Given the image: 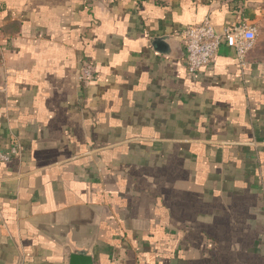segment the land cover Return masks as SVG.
<instances>
[{
	"label": "crops",
	"instance_id": "obj_1",
	"mask_svg": "<svg viewBox=\"0 0 264 264\" xmlns=\"http://www.w3.org/2000/svg\"><path fill=\"white\" fill-rule=\"evenodd\" d=\"M206 20L258 29L245 68L223 44L188 75ZM14 146L0 264H264V0H0Z\"/></svg>",
	"mask_w": 264,
	"mask_h": 264
},
{
	"label": "built area",
	"instance_id": "obj_2",
	"mask_svg": "<svg viewBox=\"0 0 264 264\" xmlns=\"http://www.w3.org/2000/svg\"><path fill=\"white\" fill-rule=\"evenodd\" d=\"M258 39V29L248 25H233L218 31L209 21L191 25L182 33L186 51V67L189 76H196L211 65L223 44L234 49L241 68L247 66V57ZM97 75L93 64H85L79 79L86 83ZM20 147L14 146L9 152H0V163H11L20 157Z\"/></svg>",
	"mask_w": 264,
	"mask_h": 264
},
{
	"label": "water",
	"instance_id": "obj_3",
	"mask_svg": "<svg viewBox=\"0 0 264 264\" xmlns=\"http://www.w3.org/2000/svg\"><path fill=\"white\" fill-rule=\"evenodd\" d=\"M69 264H95V262L87 253L77 252L71 255Z\"/></svg>",
	"mask_w": 264,
	"mask_h": 264
}]
</instances>
